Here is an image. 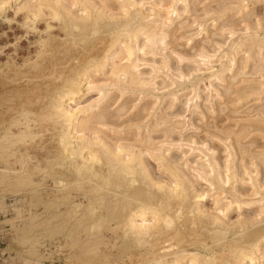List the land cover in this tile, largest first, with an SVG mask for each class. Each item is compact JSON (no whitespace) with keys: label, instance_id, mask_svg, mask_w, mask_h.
<instances>
[{"label":"clouds","instance_id":"9594fccd","mask_svg":"<svg viewBox=\"0 0 264 264\" xmlns=\"http://www.w3.org/2000/svg\"><path fill=\"white\" fill-rule=\"evenodd\" d=\"M0 264H264V0H0Z\"/></svg>","mask_w":264,"mask_h":264},{"label":"rangeland","instance_id":"374dc122","mask_svg":"<svg viewBox=\"0 0 264 264\" xmlns=\"http://www.w3.org/2000/svg\"><path fill=\"white\" fill-rule=\"evenodd\" d=\"M0 218H2V217H0Z\"/></svg>","mask_w":264,"mask_h":264}]
</instances>
